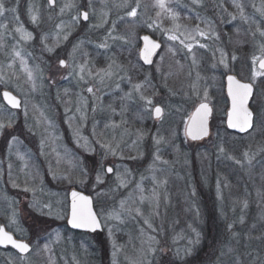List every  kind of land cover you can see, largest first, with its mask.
<instances>
[{
  "label": "rangeland",
  "instance_id": "obj_1",
  "mask_svg": "<svg viewBox=\"0 0 264 264\" xmlns=\"http://www.w3.org/2000/svg\"><path fill=\"white\" fill-rule=\"evenodd\" d=\"M3 2L0 225L33 249L27 255L0 250V264H98L91 244L103 232L100 256L106 264L182 261L201 242L208 214L199 191L203 183L210 187L211 176L210 200L232 223L234 264H264V70L257 66L264 57V0H163L164 8L159 0H57L61 20L40 39L44 55L19 7ZM41 3L32 0V9ZM191 4L208 7V14L183 9ZM79 6L89 11L87 22ZM133 9L136 15L130 16ZM78 28L83 30L75 38ZM145 30L163 40L146 69L139 63ZM229 73L256 89L255 131L232 136L228 142L241 144L234 148L218 140L213 126L215 113L227 114ZM3 89L21 98L20 110L5 104ZM203 101L214 107L212 132L192 141L186 127ZM157 105L164 109L159 118L153 114ZM196 148L204 150L195 167ZM209 148H216L215 160ZM88 154L97 156L95 174L87 168ZM225 172L240 180L238 195H232ZM73 188L93 192L102 232L69 228ZM64 223L71 231L58 226Z\"/></svg>",
  "mask_w": 264,
  "mask_h": 264
},
{
  "label": "trees",
  "instance_id": "obj_2",
  "mask_svg": "<svg viewBox=\"0 0 264 264\" xmlns=\"http://www.w3.org/2000/svg\"><path fill=\"white\" fill-rule=\"evenodd\" d=\"M147 32L150 33L152 36L156 37L155 34L149 30L143 31V33H147ZM238 48H240V47H238ZM237 50H239V49H237ZM241 51H242V48H240V52ZM139 63H140L142 68H144V69L147 68L142 63V61H139ZM219 119H220V122H219ZM216 122H219V123H216ZM213 126L216 127L217 133H219L218 140L223 139V141H225L224 143L227 145L226 147L234 148V147H237V145L241 146L239 139L235 141V143H238L237 145H235V144L232 145L230 142H228L232 136L243 137L244 135H239L237 133H233L232 131H230L225 125V116H222L219 113H215L214 118H213ZM23 136L28 137V134H25ZM216 148H213V149L209 148V150L206 151L208 153V155L211 158H213V160H215L214 157H216V154H217ZM203 150L204 149H202V148H196L193 150V160H194L193 165H195V167L199 164L198 160H200L202 158V156H199L197 153L200 152V154H201L203 152ZM96 157H95V155H89L88 154V155H85V158H84L85 162L88 166L87 168L90 171H92L94 174L96 172H98L97 166L99 164ZM196 170H197V168H196ZM197 172L198 171H195V175ZM225 173H227L225 178L231 184L232 195L233 196L238 195L240 192H242V190L240 188L241 185H239L240 180L236 177V175L231 174V172H225ZM195 178H197V177L195 176ZM210 180H213V176H211V178L208 181L210 184V187L207 184L203 183V189H200V191H199L200 196L205 197L204 198L205 200H203L201 203L208 210V212L206 210V213L208 214V216H207L206 220L204 219V221L202 222L203 225L201 224V229L203 228L202 229L203 231H201V234H202L201 242L197 246L193 255H191L190 257H187L186 259H183L182 261L180 259L176 258L175 261H173L174 263L172 262L173 264H234L235 263V262H233V254L231 252H229V245L231 244V240H232V231H229L228 228H229V224L231 225L232 223L229 222V220L227 218L226 219L221 218V216L217 212L218 209L215 207L216 200H212V201L210 200L211 198L214 197L213 182H211ZM198 181H199V179H198ZM84 191L87 193H90V194L93 193L88 188L84 189ZM211 204H213V205L211 206ZM58 226L63 228V229L66 228V230L68 228L65 223H64V225L59 224ZM262 227L263 226L260 227L261 228L260 230H259V228H257V232L262 231ZM207 229H208V231H207ZM67 232H68V230H67ZM245 232L246 231L242 232V235H241L242 238H244ZM96 239L98 241V244H94V245L91 244L92 249L95 253V258L98 261V264H106V263L102 262L104 257L101 258V256H100V253L101 252L104 253V251L106 249L105 232L98 234ZM3 251H12V250L10 249V250H3ZM257 264H263V262L260 263L258 261Z\"/></svg>",
  "mask_w": 264,
  "mask_h": 264
},
{
  "label": "snow or ice",
  "instance_id": "obj_3",
  "mask_svg": "<svg viewBox=\"0 0 264 264\" xmlns=\"http://www.w3.org/2000/svg\"><path fill=\"white\" fill-rule=\"evenodd\" d=\"M49 3H54V0H49ZM159 7L164 8L165 5L163 3V0H159ZM5 5L3 0H0V16H3L5 13ZM13 12H15V9H12ZM63 11V9H61ZM130 16H135L136 11L133 9L131 12L128 13ZM83 18L85 20L88 19V13L84 12L82 13ZM33 21L36 20V16H32ZM30 38V34H29ZM176 37H171V39H175ZM145 47L143 50V58L147 62H151L150 57L153 54L154 50L159 48V44L150 41L149 37L145 36ZM19 55V53H17ZM60 64L62 66H65L66 62L64 60L60 61ZM259 67L261 69H264V61L260 62ZM233 78L229 77L230 84L232 82ZM138 87V86H137ZM88 91H92L91 88L88 89ZM230 93L233 96V112L229 115V126L232 128H238L241 132H248L249 129H252L255 131L254 125H253V113L246 107L249 96L252 92V86L250 84H241L239 82H236V88L233 90L231 87L229 88ZM4 98L8 101L9 104H11L13 107H19V101L13 97L10 93L4 92L3 93ZM148 103H151V101H148ZM162 113V109L160 107H155V115L157 117H160ZM210 113V109L208 108V105L205 103H201L199 108L197 109L196 113L194 114L193 119V129L188 130L186 129V134H189L192 136L193 139L202 138L203 136H206L208 134V128H207V118ZM261 124H264V118L260 121ZM0 128H2V125H0ZM252 133L249 132V135ZM15 139V138H13ZM221 151L223 149L221 148ZM244 156L248 158V153L245 152ZM237 164L241 163V161L236 160ZM251 158H248V163L250 164ZM107 172H112V168H108ZM99 180V177H97ZM72 205H71V224L75 228H84L89 229L91 231H95L97 228L100 227V221L98 220L96 213L93 211L91 207V199L87 196H83L78 192H72ZM111 232V230H109ZM0 243H9L12 244L14 247L18 248L21 252H27L29 251V245L26 243H20L13 239L12 235L5 232L3 228H0Z\"/></svg>",
  "mask_w": 264,
  "mask_h": 264
},
{
  "label": "water",
  "instance_id": "obj_4",
  "mask_svg": "<svg viewBox=\"0 0 264 264\" xmlns=\"http://www.w3.org/2000/svg\"><path fill=\"white\" fill-rule=\"evenodd\" d=\"M84 12H86V11H83V13H84ZM82 19L85 20V19L83 18V15H82ZM145 36L149 37V40H150V41H153V42L159 44V48L155 49L154 52H153V54H152L151 57H150V60H151L150 63L147 62V61H145V59L143 58V55H142L143 50H144V47H145V41H144V39H143ZM141 40H142V48H141V51H140V57H141V60L143 61V63H144L146 66H151V65L153 64V61H154V57H155V55H156V54L158 53V51L161 49V43H160L159 41L154 40L151 36H149V35H147V34L143 35V36L141 37ZM261 61H264V57H263L262 59L259 60V62H258V64H257L258 67H259ZM65 62H66V61H65ZM65 65H66V64H65ZM259 68H260V67H259ZM260 69H261V68H260ZM261 70H264V69H261ZM229 77H232V78H233L231 84H230V81H229ZM236 82H239V83H241V84H250V85L252 86V92H251V95L249 96V100H248V103H247L246 107H247V108L253 113V125L255 124V113H254L253 109L251 108V102H252L253 96H254V94H255V87H254V85H253L251 82L243 81V80H241L238 76H236L235 74H231V73H230V74H228V75L226 76V92H227V95H228L229 100H230V105H229V109H228V111H227V116H226V125H227L228 129H229L230 131H232V132H235V133H238V134H246V133L252 131V129H249L248 132H241L238 128H232V127H230V126H229V123H228V121H229V115L233 112V96H232V94L230 93L229 88L231 87L233 90H235V88H236ZM4 92H8V93H10L13 97H15V98L19 101V107H13L11 104H9L8 101H7V100L4 98V96H3V93H4ZM2 97H3V100H4V102L6 103V105H7L8 107H10L11 109L20 110V109L22 108V100H21V98H20L19 96H17L15 93H13L12 91H10V90H8V89H4V90L2 91ZM201 103H205V104H207V105H208V108L210 109V113H209L208 118H207L208 134H207L206 136H203L202 138H198V139H193L191 135L187 134L188 137H189L191 140H193V141H201V140H203V139L209 137V136H210V133H211V117H212L213 112H214V110H213V106H212V104H211L210 102H207V101H203V102H201ZM201 103H199V104L197 105V107L194 109V111H193V113H192V115H191V117H190V119H189V121H188V124H187L186 129H188V130H192V129H193V119H191V118L194 117V114L196 113V111H197V109L199 108V106H200ZM156 107H160V108L162 109V113H161V116H162V114H163V112H164L163 107H162L161 105H157ZM153 114H154V117H155V118H159V117H157V116L155 115V108H154ZM161 116H160V117H161ZM108 168H112V172H113V167H112V166H110V165L107 166V167H106V170H107ZM112 172H110V173H112ZM108 173H109V172H108ZM110 173H109V174H110ZM72 192H78V193H80L81 195H83V196H87V197H89V198L91 199V207H92L93 211L96 213V216H97L98 220L100 221V227L97 228L95 231H91V230H89V229H84V228H75V227L72 226V224H71V222H70V221H71V205H72V200H73ZM68 196H69V215H68V219H67L68 226H69L72 230L77 231V232H89V233L102 232V231H103V224H102V221H101V219H100V217H99V215H98V212H97V210H96L94 197H93L92 195L88 194V193H85L84 191H82V190H80V189H77V188H73V189H71V190L69 191V195H68ZM0 228H3L5 232H7V233H9L10 235H12L13 239L16 240L17 242L28 244V245H29V251H27V252H21L18 248L14 247L12 244H9V243H0V248H3V249H4V248L11 247L12 249H14L15 251H17V252H18L19 254H21V255H27V254H29V253L32 251L33 246H32V244H31L29 241H27V240H25V239H20V238L16 237V235H15L12 231H10V230L6 227V225H4V224L0 225Z\"/></svg>",
  "mask_w": 264,
  "mask_h": 264
},
{
  "label": "flooded vegetation",
  "instance_id": "obj_5",
  "mask_svg": "<svg viewBox=\"0 0 264 264\" xmlns=\"http://www.w3.org/2000/svg\"><path fill=\"white\" fill-rule=\"evenodd\" d=\"M31 1L32 0H10V3H11V5L16 4L19 7V10H20L19 14H20V16L22 18L23 23L25 24L26 27L30 28L35 33V35H36L35 39H36V41H39L38 44L41 45V47L39 48V50H40L39 54L44 55V52L42 51V49H43L42 42H40V39H41V37L43 35L46 34V32H50L49 30L53 29L54 27H57V25L59 23V19L61 20V15L58 13L59 5L57 4V0H54V3H52V4L49 3V0H42L41 4H38V5L34 6L36 8V10L39 12V14H38V13H36L37 11L32 9ZM212 7H213L212 10H210V14H211L210 16H211V18H214L215 15L213 13H214V11H216V5L214 4V6H212ZM207 8L208 7H204L203 5L199 6V7H196V6H193L192 4L191 5H187V7H183L184 10H188V11H191V12H198V13H202L203 12V13L208 14ZM79 9H80L81 18H82L83 11H86L88 13V19L87 20H83V21L87 22L89 20V17H90L89 11L85 10L83 6H79ZM156 10L157 9L154 8L151 11L154 14V11H156ZM33 15H35V16L38 15L36 17L35 21H33V19H32ZM191 15L195 16L194 13H191ZM191 20H195V19L193 18ZM77 30L78 31H76L74 33L75 34L74 35L75 38H79L81 36L80 34L82 33L83 29L78 28ZM145 34L151 36L154 40L159 41L161 43V50H162V48H163V40H161L158 37L152 36L148 32L147 33H142L140 35V39ZM78 35H80V36H78ZM141 43H142V40H141ZM69 48H70V45L68 43H66L64 45L65 52H68ZM23 138L22 139L25 141L26 146L27 147L29 146V148L32 147L31 146V140L27 136H24Z\"/></svg>",
  "mask_w": 264,
  "mask_h": 264
}]
</instances>
